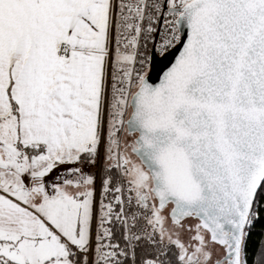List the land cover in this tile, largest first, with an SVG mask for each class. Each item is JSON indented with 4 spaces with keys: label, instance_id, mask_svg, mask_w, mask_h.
<instances>
[{
    "label": "snow or ice",
    "instance_id": "obj_1",
    "mask_svg": "<svg viewBox=\"0 0 264 264\" xmlns=\"http://www.w3.org/2000/svg\"><path fill=\"white\" fill-rule=\"evenodd\" d=\"M0 264H264V0H0Z\"/></svg>",
    "mask_w": 264,
    "mask_h": 264
},
{
    "label": "water",
    "instance_id": "obj_2",
    "mask_svg": "<svg viewBox=\"0 0 264 264\" xmlns=\"http://www.w3.org/2000/svg\"><path fill=\"white\" fill-rule=\"evenodd\" d=\"M158 82V81H157Z\"/></svg>",
    "mask_w": 264,
    "mask_h": 264
}]
</instances>
